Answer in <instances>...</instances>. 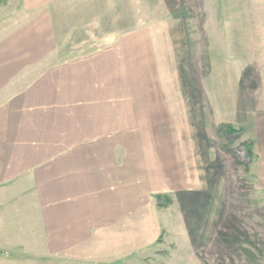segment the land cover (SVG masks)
Here are the masks:
<instances>
[{
	"label": "rangeland",
	"instance_id": "rangeland-1",
	"mask_svg": "<svg viewBox=\"0 0 264 264\" xmlns=\"http://www.w3.org/2000/svg\"><path fill=\"white\" fill-rule=\"evenodd\" d=\"M33 1L0 0V38L7 27L22 29ZM36 1L45 7L36 28L50 29L69 54L55 61L118 43L138 60L136 96L152 98L155 117L169 120L156 121L149 138L150 191L130 217L138 232L118 226L92 233L89 248L71 249L42 247L40 236L26 233L22 247L18 232L4 231L12 218L0 202V264H264V185L254 157L241 164L252 153L242 126L251 85L244 88L236 53L243 32L250 43L249 23L264 18V0ZM221 126L232 130L222 135Z\"/></svg>",
	"mask_w": 264,
	"mask_h": 264
},
{
	"label": "crops",
	"instance_id": "crops-1",
	"mask_svg": "<svg viewBox=\"0 0 264 264\" xmlns=\"http://www.w3.org/2000/svg\"><path fill=\"white\" fill-rule=\"evenodd\" d=\"M28 8L36 11L22 16V29L7 27L0 38V202L2 216L12 218L4 231L18 232L22 247L23 234L33 233L53 249L89 248L92 233L118 226L138 232L130 217L141 208L139 194L144 201L150 191L149 138L169 116L156 118L154 100L136 96L138 60L126 48L115 43L55 61L69 54L50 29L36 28L41 1ZM249 24L250 43L243 32L236 52L253 105L242 126L264 185V18Z\"/></svg>",
	"mask_w": 264,
	"mask_h": 264
},
{
	"label": "trees",
	"instance_id": "trees-1",
	"mask_svg": "<svg viewBox=\"0 0 264 264\" xmlns=\"http://www.w3.org/2000/svg\"><path fill=\"white\" fill-rule=\"evenodd\" d=\"M231 130H232V128L231 127H225V126H221V128H220V133L222 134V135H227V132H231ZM245 148H247L249 151H251V149H252V144L251 143H248L247 145H246V147ZM238 156H240V155H238ZM247 159L248 160H246V161H241V164L243 165V166H245V167H248L249 166V164L251 163V160L253 159V154L251 153V152H249L248 153V155H247Z\"/></svg>",
	"mask_w": 264,
	"mask_h": 264
}]
</instances>
